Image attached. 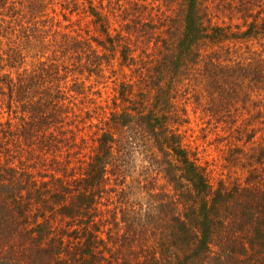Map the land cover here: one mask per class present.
<instances>
[{"label":"trees","instance_id":"obj_1","mask_svg":"<svg viewBox=\"0 0 264 264\" xmlns=\"http://www.w3.org/2000/svg\"><path fill=\"white\" fill-rule=\"evenodd\" d=\"M133 151L165 184L108 208ZM0 264H264V0H0Z\"/></svg>","mask_w":264,"mask_h":264},{"label":"rangeland","instance_id":"obj_2","mask_svg":"<svg viewBox=\"0 0 264 264\" xmlns=\"http://www.w3.org/2000/svg\"><path fill=\"white\" fill-rule=\"evenodd\" d=\"M122 1L125 2V0ZM147 2H151V0H147ZM153 3L154 6H160L163 0H153ZM59 19H61V16H59ZM62 24H65V22ZM29 67L30 63L27 65V68ZM11 74L14 77V71H12ZM97 88L101 91V99L110 102V98L114 94V83L109 80L104 87L98 85ZM186 111L187 114H189L188 118L190 120L188 128L191 129L186 132V137L188 141L195 140L193 145L198 146L200 156L209 163V170L211 171L210 182L216 185L217 180L224 177L221 173H225L226 171L224 169L222 170V161L219 151L224 142L217 143L214 140L216 137L224 136L226 133L222 130L221 125L217 128H212V124H210L212 130L209 131L205 140L200 138L194 139V136L197 137L200 135L199 129L206 125L208 117L203 115L200 111L193 113L190 103H188ZM95 116L96 115H93V119L89 121V123L94 124L97 122V120L94 119ZM93 131L94 125H91V127H85V129L82 130V134L85 135L86 138L91 139ZM130 154L131 155L128 156H131V158L127 159V163L124 164L125 167H123V172L121 173L124 179H121L120 182L116 184L113 183V181L108 184L111 190L108 191L103 198V201L108 204V208H112L117 204H123L124 206L137 203L145 204L149 200V195H152L147 193L149 186L153 187L151 190L154 193L158 191L159 186L163 187L165 184L163 174L159 167L152 165L153 161L149 152L143 151L138 153L137 151H133ZM232 177H234V175H232ZM112 187H114V189H112Z\"/></svg>","mask_w":264,"mask_h":264}]
</instances>
